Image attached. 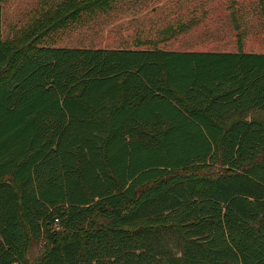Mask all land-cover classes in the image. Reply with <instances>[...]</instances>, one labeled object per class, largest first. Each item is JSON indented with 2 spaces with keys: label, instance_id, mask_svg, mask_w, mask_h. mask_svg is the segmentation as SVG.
<instances>
[{
  "label": "trees",
  "instance_id": "trees-1",
  "mask_svg": "<svg viewBox=\"0 0 264 264\" xmlns=\"http://www.w3.org/2000/svg\"><path fill=\"white\" fill-rule=\"evenodd\" d=\"M109 1L0 31V264H264V52L40 44Z\"/></svg>",
  "mask_w": 264,
  "mask_h": 264
},
{
  "label": "rangeland",
  "instance_id": "rangeland-1",
  "mask_svg": "<svg viewBox=\"0 0 264 264\" xmlns=\"http://www.w3.org/2000/svg\"><path fill=\"white\" fill-rule=\"evenodd\" d=\"M60 1L3 0L2 39L23 42L34 22ZM235 27L246 32L241 36L240 49L264 52V17L258 0H110L65 27L48 31L40 44L236 51ZM252 115L264 117L259 111ZM42 252L40 246H34L30 260L39 259Z\"/></svg>",
  "mask_w": 264,
  "mask_h": 264
},
{
  "label": "crops",
  "instance_id": "crops-1",
  "mask_svg": "<svg viewBox=\"0 0 264 264\" xmlns=\"http://www.w3.org/2000/svg\"><path fill=\"white\" fill-rule=\"evenodd\" d=\"M235 41V40H234ZM131 48H136V47H131ZM161 49V48H160ZM165 50H167V49H165Z\"/></svg>",
  "mask_w": 264,
  "mask_h": 264
}]
</instances>
